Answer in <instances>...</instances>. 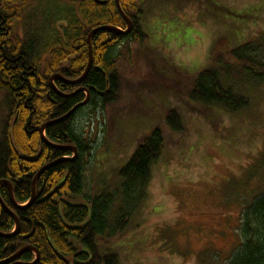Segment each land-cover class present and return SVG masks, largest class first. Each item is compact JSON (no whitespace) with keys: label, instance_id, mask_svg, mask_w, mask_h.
Wrapping results in <instances>:
<instances>
[{"label":"trees","instance_id":"1","mask_svg":"<svg viewBox=\"0 0 264 264\" xmlns=\"http://www.w3.org/2000/svg\"><path fill=\"white\" fill-rule=\"evenodd\" d=\"M42 1L0 0V25L8 19L10 27L9 36L0 38V104L3 109L0 180L13 183L15 200L23 205L15 206L8 186L0 185V196L21 222L18 233L9 237L0 235V261L30 245L40 253L37 261L35 252L27 251L19 259L4 264L16 261L120 264V257L109 240L122 234L145 206L153 167L164 152V131L160 126L155 127L137 145L127 163L117 171L122 181L113 192L106 189L83 195L85 169L97 149L94 144L101 133V126L96 124L100 122L98 118L122 96L116 51L126 43L142 44L147 40L142 20L147 6L155 0H120L134 22L133 30L127 35L102 30L92 36L93 64L82 82L90 93L89 101L45 131L51 142L75 146L77 156L71 150L44 143L39 128L85 101L87 94L83 91L69 97L60 96L51 87L50 77L59 73L79 78L88 64V50L83 52L82 49L86 46L88 49L91 30L104 24L123 29L127 25L116 0H106L105 4L95 0H48L50 10H46L45 16L41 11ZM259 8L261 6L254 10ZM259 40H264V36ZM75 43L80 44L81 49L75 53L79 56L72 60L70 55ZM259 55L260 49L254 43L236 46L227 37L218 38L208 65L191 82L190 99L230 115L250 110L253 106L251 92L264 87V61ZM56 84L61 92L74 89L73 85L62 81ZM83 110L88 112V116L83 117L87 120L85 131L77 120ZM165 121L173 131L184 127L176 109L166 112ZM61 158L66 160L40 176L36 199L28 206L38 170ZM241 217V244L226 264H264V194L257 196ZM15 227L14 218L0 202V232L9 234Z\"/></svg>","mask_w":264,"mask_h":264},{"label":"rangeland","instance_id":"2","mask_svg":"<svg viewBox=\"0 0 264 264\" xmlns=\"http://www.w3.org/2000/svg\"><path fill=\"white\" fill-rule=\"evenodd\" d=\"M142 27L146 41L116 51L122 96L101 116L83 195L117 190V171L160 126L165 147L145 206L111 246L120 264H226L241 244L243 210L264 194V87L236 115L191 100L189 90L220 37L254 43L264 61V0H155ZM169 109L181 115V131L166 124ZM87 113L77 117L84 131ZM2 118L0 104V132Z\"/></svg>","mask_w":264,"mask_h":264},{"label":"water","instance_id":"3","mask_svg":"<svg viewBox=\"0 0 264 264\" xmlns=\"http://www.w3.org/2000/svg\"><path fill=\"white\" fill-rule=\"evenodd\" d=\"M97 3H100V4H105L106 3V0H95ZM116 4H117V7H118V10L120 11V14L122 15L123 19L125 20L126 22V25L127 27L125 29L119 27V26H115V25H111V24H104V25H99L95 28H93L91 30V32L89 33L88 35V41H89V60H88V64H87V67L85 69V71L83 72V74L75 79V80H65L62 78V76L60 74H53L51 77H50V85L53 89H56V86L54 84L55 80L57 79H62L64 81H66L67 83L69 84H72V85H77V84H80L82 83L85 78L87 77L91 67H92V64H93V47H92V43H91V38L92 36L99 32V31H115L117 33H122L124 35H127L129 34L133 28H134V22L133 20L131 19L130 16H128L126 14V12L124 11V9L122 8L121 6V3H120V0H116ZM79 90H76L75 92L71 93V94H65V93H62L60 91H58V93L62 96H65V97H69L71 95H74L76 93H78ZM89 91H87V98L85 101L75 105L68 113H66L65 115L61 116L60 118H57V119H53V120H50V121H47L46 123H44L40 128H39V132L41 134V137H42V140L44 143H46L47 145L51 146V147H54V148H57V149H61V150H64V149H67V150H71L75 156H77L78 154V149L75 147V146H65V145H58V144H55L53 142H51L47 136H46V129L50 126V125H53L55 123H58V122H61L62 120L66 119L67 117H69L70 115H72L75 110H77L79 107L81 106H84L87 104V102L89 101ZM66 159H57V160H54L52 162H49L47 163L46 165L42 166L37 174L35 175L34 179H33V183H32V196H31V199L30 201L28 202V206H30L36 199V184H37V181L39 180L40 176L48 169H50L51 167L55 166L56 164L60 163L61 161H64ZM1 184H6L8 186V189H9V193H10V198H11V201L12 203L17 206V207H23V205H18L16 200H15V197H14V194H13V183L9 180H0V185ZM0 202L2 204V206L5 208V210L14 218L15 222H16V227H15V230L12 232V233H9V234H5V233H2L0 232V235L2 236H11L13 234H16L19 232L20 230V226H21V222H20V219L18 218L17 214L4 202V200L2 199V197L0 196ZM27 251H34L35 254H36V261L38 260L39 256H40V253L39 251L34 248L33 246H26V247H23L22 249H20L15 255H13L11 258L7 259V260H4V261H0V264H4V263H7V262H10L12 260H15V259H19L23 253L27 252ZM36 261H33V262H30V263H26V262H22V261H16L15 263L13 264H35ZM69 263V261H67Z\"/></svg>","mask_w":264,"mask_h":264},{"label":"flooded vegetation","instance_id":"4","mask_svg":"<svg viewBox=\"0 0 264 264\" xmlns=\"http://www.w3.org/2000/svg\"><path fill=\"white\" fill-rule=\"evenodd\" d=\"M0 8H2V6L0 5ZM7 19V18H6ZM6 23L4 24V25H0V38H4V37H8L9 36V34H10V27H9V25L7 24V21H8V19L7 20H4ZM57 28H59V27H57ZM2 36V37H1ZM88 40V39H87ZM80 49H81V45L80 44H74V51H73V54L72 55H70V59H75V58H77L78 56H77V54H75L76 52H78V51H80ZM85 49H86V51L88 50V57H89V41H88V49H87V46H86V48L84 47V49H82V51L83 52H85ZM57 74H59V73H57ZM61 76H62V78L63 79H65V80H75V79H73V78H70V77H68V76H66V75H62V74H60ZM56 81H62V82H64V83H67L66 81H64V80H62V79H57V80H55V82H54V84H56ZM69 84V83H68ZM70 85H72V84H70ZM56 86V88H57V90L56 89H53L54 91H55V93H57L58 95H60L59 93H58V91H60L61 92V90L58 88V86H57V84L55 85ZM74 86V89L72 90V91H70V92H66V91H64L65 92V94H68V93H71V92H75L76 90H79V92L77 93V94H79L80 92H85L86 94H87V90H85L84 89V86H82V83H80V84H77V85H73ZM64 92H62V93H64ZM60 96H62V95H60ZM88 96V95H87ZM89 96H90V94H89ZM64 97V96H63ZM79 104V103H78ZM77 105V104H76ZM79 109V108H78Z\"/></svg>","mask_w":264,"mask_h":264},{"label":"built area","instance_id":"5","mask_svg":"<svg viewBox=\"0 0 264 264\" xmlns=\"http://www.w3.org/2000/svg\"><path fill=\"white\" fill-rule=\"evenodd\" d=\"M98 119H99V121H100V122H98V123H96V124H97L98 126H101V123H102V121H101V120H102V119H101V117H100V118H98ZM94 128H95V126H94ZM99 135H101V133H99V134H98V136H99Z\"/></svg>","mask_w":264,"mask_h":264}]
</instances>
